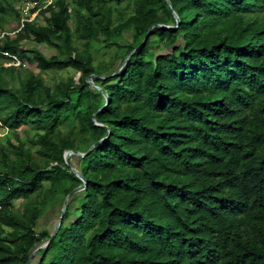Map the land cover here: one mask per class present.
<instances>
[{"label": "trees", "instance_id": "trees-1", "mask_svg": "<svg viewBox=\"0 0 264 264\" xmlns=\"http://www.w3.org/2000/svg\"><path fill=\"white\" fill-rule=\"evenodd\" d=\"M23 1L0 0L1 31ZM124 1L56 0L0 42L23 64L0 58V264L46 243L36 264H264V0H169L178 28L147 37L176 24L165 0ZM25 61L40 72L8 87ZM92 146L49 241L39 220L83 185L63 156Z\"/></svg>", "mask_w": 264, "mask_h": 264}, {"label": "rangeland", "instance_id": "rangeland-1", "mask_svg": "<svg viewBox=\"0 0 264 264\" xmlns=\"http://www.w3.org/2000/svg\"><path fill=\"white\" fill-rule=\"evenodd\" d=\"M134 3H135V0H125L124 2L121 3L120 7H117V11L123 13L124 15H130L133 11ZM109 5L112 7H115V2H111V3H109ZM115 14H116V11H114V17H115ZM2 17L4 19L3 20L4 21V23H3V29L4 30L10 31V30H13L16 28L17 21L15 20L13 14H11L9 11H6L2 15ZM39 21H41V20H39ZM30 46L39 49L47 57H50V56L56 54V51L54 48L48 47L46 45L40 46V45H35L32 43L26 42V44L24 45V48L26 49L27 47H30ZM76 46L81 49V46L79 43H77ZM101 60L107 61L105 66L106 67L109 66V64H110L109 56H107L106 54L97 56L94 60V64L97 63V66L100 65L98 62H100ZM101 65H103V64H101ZM117 65H118V62L115 64V67ZM23 67L20 70L21 71L20 72V78H18V76L17 77L15 76L14 78H11L9 76L5 77V79L8 83V87L18 88L20 86V80L26 79V77L28 75L27 71H24V69L32 71L35 74H38L40 72L35 66H30L26 61H25V65ZM40 76L45 81V85H47L48 87H50L52 89L59 82L65 81L70 76H74L75 80L78 79V75H76L75 71L72 69H67V70H63V71H49V72L41 73ZM6 134H7V130L5 128L1 127L0 128V139L3 140L4 139L3 136ZM31 134H33V133H31ZM21 136L22 135L20 134V137ZM11 142L13 144H16L15 139L13 137L11 138ZM13 205L15 207L18 206L17 203H13ZM56 215H57V212L55 209L47 210L38 222L39 223L38 229L41 230L43 228H46L50 232H53V228L55 227L56 222H57ZM41 246H43V245H41ZM41 246H39V247H41ZM37 260H38V258L35 255L31 260L32 261L31 264H36Z\"/></svg>", "mask_w": 264, "mask_h": 264}, {"label": "water", "instance_id": "water-1", "mask_svg": "<svg viewBox=\"0 0 264 264\" xmlns=\"http://www.w3.org/2000/svg\"><path fill=\"white\" fill-rule=\"evenodd\" d=\"M165 2H166V4H167V6H168V8H169V10H170V12H171V14H172L174 20H175V23H176L175 26H161V25H155V26L149 28V30H148V32H147V34H146V37L148 36V34L151 32L152 28H154V27L157 28V29H166V30H176V29L178 28V25H179V23H180L179 15L175 12V10L173 9V7H172V5H171V3H170L169 0H165ZM146 37H145V39H146ZM145 39H144V41L141 43V45L144 44ZM141 45H140V46H141ZM140 46H139V47H140ZM135 51H136V50L132 51V52H131V53L125 58V60L123 61V63H122V64L120 65V67H119V68H118V69L112 74V76H116V75H118V73L121 71V69H122V68L128 63L129 59H130L131 56L135 53ZM95 78L107 79L108 77H106V76L91 75L89 78L86 79V83H87L91 88H93V89H95V90H98V91L102 92L103 95L105 96L106 100H107V95H106V93H105L100 87L96 86V85L92 82V80L95 79ZM104 108H105V106H104ZM104 108H102L101 111H102ZM94 125L97 126V127H103V128H105V129H108L106 126H103V125H101V124L94 123ZM106 139H107V137L104 138V139H102V140H100L98 143H102V142H104ZM92 148H93V146H92V147L88 150V152L85 153V154H80V153H78V152H74V151H67V152H65V154H64V156H63L64 162H65L66 166L69 167L70 172L73 173L76 177H78V178L82 181L83 185L80 186V187H78V188H76V189H74V190H73V191H72V192H71V193L65 198L64 203H63V206H62V209H61L60 214H59V217H58V220H57L56 225H55V227H54V229H53V232L51 233V236H50L49 241H51V240L54 238V236L56 235V233H57V231H58V229H59V227H60V224H61V222H62V219H63V217H64L65 210H66V208H67L68 202H69V200L71 199V197H72L74 194H76V193H78V192H80V191H82V190H84V189L86 188V181H85V179H84V178H83L78 172H76V171L72 168L71 164L69 163V158L72 157V156L83 158L85 155H87V154L92 150ZM47 246H48V243H46L45 245H43V246H41V247L36 248V249L32 252V254L30 255V257L28 258L26 264H30L32 258H33L35 255H37L38 252H39L40 250H44V249H46Z\"/></svg>", "mask_w": 264, "mask_h": 264}, {"label": "built area", "instance_id": "built-area-1", "mask_svg": "<svg viewBox=\"0 0 264 264\" xmlns=\"http://www.w3.org/2000/svg\"><path fill=\"white\" fill-rule=\"evenodd\" d=\"M56 0H24L22 2V19L17 24L16 28L10 31H1L0 30V42L8 38L15 37L22 28L24 27V23H33L39 19V13L41 10H45L48 6L54 4ZM41 5V6H40ZM40 6V7H39ZM0 58H8L11 60L9 65L5 66H14L20 67L23 65L21 61L17 59V57L10 55L6 52H0ZM7 130V129H6Z\"/></svg>", "mask_w": 264, "mask_h": 264}]
</instances>
